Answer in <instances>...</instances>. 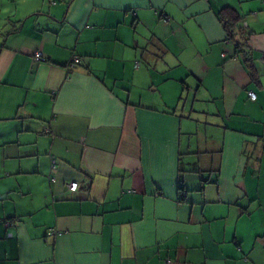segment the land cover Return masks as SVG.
Returning <instances> with one entry per match:
<instances>
[{"label": "crops", "instance_id": "crops-1", "mask_svg": "<svg viewBox=\"0 0 264 264\" xmlns=\"http://www.w3.org/2000/svg\"><path fill=\"white\" fill-rule=\"evenodd\" d=\"M263 56L264 0H0V264H264Z\"/></svg>", "mask_w": 264, "mask_h": 264}, {"label": "trees", "instance_id": "trees-1", "mask_svg": "<svg viewBox=\"0 0 264 264\" xmlns=\"http://www.w3.org/2000/svg\"><path fill=\"white\" fill-rule=\"evenodd\" d=\"M218 20L221 22L226 35L228 38H234L236 34L241 38L240 41L236 43V54L239 56H242V61L244 63H250L251 58L249 57L248 51L245 49L244 43H245V37L242 33L239 32V34L236 32V25L239 24L241 20V15L238 12L237 9L226 5L220 8V10L217 13ZM242 30V28H241ZM244 37V38H243ZM251 65V66H250ZM252 64H248L249 68V76L252 80H257V74L256 72L251 68Z\"/></svg>", "mask_w": 264, "mask_h": 264}, {"label": "built area", "instance_id": "built-area-1", "mask_svg": "<svg viewBox=\"0 0 264 264\" xmlns=\"http://www.w3.org/2000/svg\"><path fill=\"white\" fill-rule=\"evenodd\" d=\"M35 59H36V60H41V59H42V57H41V53L37 52V53L35 54ZM261 61H262V64L264 65V56L262 57ZM77 62H78V59L75 58V59H74V63H77ZM248 96H249V98H250L251 100H254V99H255V93L252 92V91H249V92H248ZM52 167H54V164H52ZM67 188H68L69 191H71V192H75V191H77V189H78V183L75 182V181H71V182H69V183L67 184Z\"/></svg>", "mask_w": 264, "mask_h": 264}]
</instances>
